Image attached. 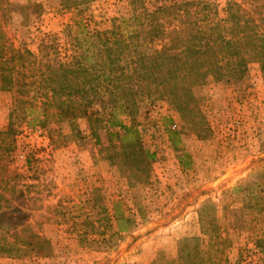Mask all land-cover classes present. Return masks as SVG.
Segmentation results:
<instances>
[{
	"label": "rangeland",
	"instance_id": "rangeland-1",
	"mask_svg": "<svg viewBox=\"0 0 264 264\" xmlns=\"http://www.w3.org/2000/svg\"><path fill=\"white\" fill-rule=\"evenodd\" d=\"M9 1L17 10L27 2ZM31 1L43 5V14L26 11L32 23L23 27L25 16L17 11L10 35L17 46L24 43L37 52L41 36L60 33L74 15L62 12L59 0ZM205 1L215 4L224 16L227 0ZM92 9L108 17L118 11L115 0H95ZM196 92L203 98L201 109L207 121L197 133L165 101H157L154 108L137 116L143 145L156 155L144 164L143 174L130 167L120 141L109 139L105 123H96L93 132L83 112L73 121L55 116L46 126L17 121V137L0 138L2 146L13 148L10 158H3L0 178L20 176L17 184L22 194L17 195V203L44 244L37 255L0 256V264L174 261L180 240L202 235L197 212L207 201L219 205L222 218V207L235 199H230L229 191L248 180L260 186L253 200L264 204V72L260 64H251L240 84L210 78ZM12 106L10 93L0 96V126H4L0 132L8 128ZM122 120L131 124L128 117ZM195 205V211H188L194 215L174 230L179 239L171 242L167 224L185 219L188 207ZM246 224L232 240L227 264H237L241 252L242 264L264 259V213L249 217Z\"/></svg>",
	"mask_w": 264,
	"mask_h": 264
},
{
	"label": "trees",
	"instance_id": "trees-1",
	"mask_svg": "<svg viewBox=\"0 0 264 264\" xmlns=\"http://www.w3.org/2000/svg\"><path fill=\"white\" fill-rule=\"evenodd\" d=\"M94 1L59 0L61 11L74 18L60 33L43 34L34 52L11 37L13 14L20 11L21 26H29L26 11L41 16L43 5L27 0L17 10L0 0V83L13 99L0 138L17 137V121L46 126L55 116L73 121L83 112L93 132L96 123H105L109 139L120 141L130 167L143 174L156 155L143 145L137 116L165 101L197 133L207 122L199 87L210 78L240 84L253 63L264 72V0H227L223 17L205 0H115L114 17L96 14ZM12 149L0 144V167ZM18 181L20 176L0 178V256L7 258L37 255L44 244L17 203ZM258 188L245 180L231 189L235 199L222 207V218L218 204L209 200L200 206L202 235L180 240L178 258L160 264H227L233 238L249 217L264 213V204L253 200Z\"/></svg>",
	"mask_w": 264,
	"mask_h": 264
},
{
	"label": "crops",
	"instance_id": "crops-1",
	"mask_svg": "<svg viewBox=\"0 0 264 264\" xmlns=\"http://www.w3.org/2000/svg\"><path fill=\"white\" fill-rule=\"evenodd\" d=\"M8 94L9 93H7V92H4V91H2L1 90V83H0V96H3V97H8ZM3 106V105H2ZM10 107H11V102H10ZM0 128H4V126H0ZM196 207H198V205H195V206H191V207H188V209H187V213L185 214V219H182L181 221H176V222H173V223H171V221L167 224V227H166V232H169V231H171V235L170 234H168L167 235V237L171 240V242H173V243H176L177 242V240L179 239V237L177 236V231H174L175 230V228H177V226L178 225H180V227H182V226H184V222L186 221V218L187 219H189L190 218V216L191 215H194L193 213H188V211L191 209V210H196L197 208ZM183 220H185L184 222H183ZM179 227V226H178ZM176 239H175V238ZM175 239V240H174ZM176 241V242H175ZM175 252V251H174ZM173 252V253H174ZM173 257V256H172ZM171 257V258H172ZM148 264V263H147Z\"/></svg>",
	"mask_w": 264,
	"mask_h": 264
}]
</instances>
